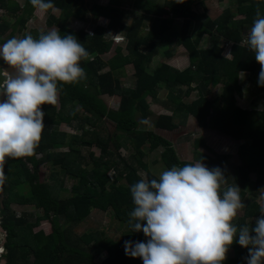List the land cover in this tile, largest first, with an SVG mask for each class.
Instances as JSON below:
<instances>
[{
    "label": "trees",
    "instance_id": "trees-1",
    "mask_svg": "<svg viewBox=\"0 0 264 264\" xmlns=\"http://www.w3.org/2000/svg\"><path fill=\"white\" fill-rule=\"evenodd\" d=\"M235 2V11L226 7L216 18L211 19L200 11V7H204V0H165L163 5H159L156 0H136L142 13L129 25L122 21L124 12L118 0L108 5L96 3L91 12L108 21L107 27L96 26L91 35L85 30L74 31L66 26L71 16L85 18L86 10L82 7L84 0H53L55 7L61 8L62 12L59 18H55L49 10L48 23H58L57 31L61 36L74 35L90 54L96 53V56L81 61L86 79L78 83L58 82L59 108L57 103L41 106L45 112V128L36 154L22 158L6 157L4 173L7 179L0 186L4 208L2 226L7 232V253L3 257L5 264H21L20 259L25 264H143L141 257L125 253V241L147 243L149 239L142 231H133L127 223L128 213L135 207L130 187L143 179L141 171L147 174L148 180L159 179L144 161L147 154L145 146H148V151L163 147L161 160L168 169L193 164V161L179 157L171 140L155 132L156 127L174 130L185 125L189 115L196 117L200 127L218 131L237 142L249 141V144L238 147L239 162L232 165L226 163L227 155L217 154L210 149L202 136L195 138L194 158L206 164L209 169L217 166L225 169L227 184L222 185L221 196L229 185L239 186L241 199L246 196L247 188L252 197L264 191V110L241 109L235 98L241 95L240 73H247L248 79L264 93V87L258 84L261 65L246 45L241 46L247 34L243 30L246 26L249 30L252 27L257 8L264 14V0ZM0 6L13 13L22 10L18 22L23 26L34 12L30 0H26L23 7L15 1L9 3L8 0H0ZM238 13L243 17L235 19ZM178 17L183 18L179 41L188 51L190 65L180 70L162 62L153 71H149L158 43L169 39ZM148 21V31L142 33ZM192 21L201 23L195 38L189 35ZM11 26L7 20H1L0 34ZM108 30L125 31L128 53H121L122 48L118 46L116 54L107 60L110 70L101 73L106 63L101 55L109 52L114 43L113 39L107 37ZM213 31L231 42L230 58L222 54L223 48L217 44L208 48L199 47L202 36ZM29 34L35 38L40 33ZM127 63H132L135 69L136 86L133 89L124 88L115 74L116 70ZM161 82L169 89L168 101L173 113L158 115L155 125L148 128L145 118L151 112L146 98L148 95L157 96ZM216 84L222 85L221 92L210 98L211 87ZM183 86L187 87L184 91ZM192 90L198 91L197 98L190 102L184 101L183 95ZM104 94L120 95L119 108H110L102 97ZM79 108L87 114L80 115ZM104 117L115 123L114 132L107 130L102 122ZM61 123L72 125L82 132L71 134L67 143L68 133L59 128ZM95 143L101 146V155L95 156L91 152L89 158L93 160V167L88 168L89 163L86 162L89 159L78 146H92ZM64 145H68L69 149L59 151L58 147ZM121 147H126L130 153L127 156L121 155ZM199 147H203L211 156L202 153ZM49 162L53 169L47 171L42 180L40 167ZM57 166L65 170L64 175L56 170ZM112 168L115 169V180H121L117 184L109 183L108 173ZM67 174L76 176L79 181L72 185V195L63 198L61 192ZM251 174L255 175L254 181L250 180ZM15 202L35 206L41 210V214L36 213L34 216V213L22 212L17 216L11 207ZM259 207L255 202H246L235 224L238 227L246 225L250 229L254 228L256 224H249L247 219L259 218ZM93 208L102 211L112 209L115 217L125 223L129 231L114 243L105 241L100 231L84 232L80 240L86 248H91L90 251L80 244L69 242L63 223L78 224L90 215ZM43 219L48 221L42 223ZM236 240L238 236L229 246L232 256L227 257L223 264H247L245 257L248 256V249L240 246ZM100 250L105 251L106 256L97 262ZM29 255L33 257L30 262L26 261Z\"/></svg>",
    "mask_w": 264,
    "mask_h": 264
},
{
    "label": "clouds",
    "instance_id": "clouds-1",
    "mask_svg": "<svg viewBox=\"0 0 264 264\" xmlns=\"http://www.w3.org/2000/svg\"><path fill=\"white\" fill-rule=\"evenodd\" d=\"M40 13L55 11L53 0H30ZM261 65L258 84L264 87V14L256 10L252 27L241 41ZM0 58L14 69L0 72V186L6 181V157L36 154L45 128L42 105H55L58 82L86 79L82 60L90 53L72 34L56 29L13 37L0 45ZM227 184L225 169H209L203 162L172 166L159 179H141L130 187L134 209L127 223L143 232L147 243L125 241V253L143 264H223L229 246L248 249L247 264H264V204L256 226L238 227L234 220L245 207L238 185ZM146 223H143L145 222ZM252 233H255L253 235Z\"/></svg>",
    "mask_w": 264,
    "mask_h": 264
},
{
    "label": "rangeland",
    "instance_id": "rangeland-1",
    "mask_svg": "<svg viewBox=\"0 0 264 264\" xmlns=\"http://www.w3.org/2000/svg\"><path fill=\"white\" fill-rule=\"evenodd\" d=\"M19 3L22 5L25 4L26 0H18ZM205 4L208 5L210 8V10L206 11V14L211 15H215V9H222L226 8V7H230L232 11H235L236 9V5L237 2H235L236 0H222L221 2L219 0H204ZM90 3L91 1H84V7H90ZM5 10H0V14H2ZM35 12V11H34ZM52 15L54 16H59L60 15V10L55 7V11L51 10ZM4 15V14H3ZM33 17V16H32ZM243 15L238 13L235 15V19L238 18H242ZM49 18L48 12L45 13V15L43 16V18H41V20L39 21V19L37 18V16H34V22L30 21L29 24L31 27H38L39 29L42 27H45L46 25V21ZM37 19V20H36ZM36 20V21H35ZM74 20V19H73ZM130 18L127 19V21L129 22ZM29 21V20H28ZM36 22V23H35ZM88 23V22H87ZM86 22H77V27L78 28H86V32L87 31H92L93 32V28L91 27V24L88 25ZM107 25V22H105ZM94 26V25H93ZM148 28V27H147ZM245 28L247 30H245ZM243 32L244 33H248L249 28L245 27ZM48 29H56L57 27L55 25H53L51 28ZM146 31H148L147 29H145ZM49 31V30H48ZM112 32V31H111ZM181 32V27L179 26V28L176 31V34H180ZM144 33V32H142ZM122 35L125 37L126 34H123V32H112V35ZM111 35V37H112ZM245 37V36H244ZM213 37H211L210 39L213 41ZM121 42H127V38L125 37V40L121 41ZM120 42V43H121ZM224 44L223 47L225 48H229L230 44H226L224 41H222ZM114 46V44H113ZM112 46L111 51H109L107 54H104L103 56V60L106 61V63L104 64V67L100 70V72H107L110 70V66L107 63V60H109L110 57H112L115 53V51L113 52L114 47ZM122 48L121 53H123V46H120ZM126 52V51H125ZM127 53V52H126ZM226 53V51H225ZM224 54V53H222ZM227 54V53H226ZM228 55V54H227ZM134 68H127L128 71H130L133 76H134ZM115 74H118V71H115ZM248 75L247 73H240L239 74V84L241 86V95L240 97H238L236 95V99L239 101V103H244L247 102V105L249 107V103L252 102L254 104H257V110H264V94H262L258 88H256L252 82L247 79ZM1 79V78H0ZM135 79V77H134ZM123 84H127V85H131V76L130 79L126 78V80H122ZM222 89V85H215L211 87V90L209 92V97L213 98L214 96H216L218 94V92L220 93ZM197 92V91H196ZM196 92H193L192 94L186 95L184 97V100L186 102H190L192 101L193 98L196 97ZM117 96V95H116ZM114 95H109V94H104L102 95V97L106 100V103L108 104V106L110 108L113 109H117L121 103V96L118 95V97H116ZM151 95H148L146 99H148V102L150 103L151 106H149V110L151 112V114H149L145 120L146 122V126L147 123L154 126V122L157 118V116L160 114H171V110H167V108L165 106H158V105H154L153 101L150 100ZM1 99H3V97H0ZM161 99H165V94L160 95ZM239 98V99H238ZM241 98V99H240ZM5 99V97H4ZM57 108H59V101L57 102ZM79 110L81 111L80 115H85L87 114V112H85L84 110H81L79 108ZM42 111H44V109L42 108ZM81 117V116H80ZM103 124L106 126L107 130L109 132H114L115 131V123L111 120H109L108 118L104 117V120L102 121ZM88 127V126H87ZM61 130L66 131L68 133L67 136V143L70 141V135L71 134H76V133H81V129H75L72 125H69L67 123H61L60 127ZM155 131L159 134H161L162 136L166 137L167 139L171 140L172 143L176 146V150L178 152V155L181 159L184 160H189V161H193V163L197 162L198 160H196L194 158V149H195V143L194 140L195 138L202 136V138L205 141V144L212 149L215 153L217 154H223V155H227L228 159L226 160V163L235 165L239 162V158H238V154H237V149L240 145L242 144H249V141H234L231 138L219 133L218 131H214L212 129H207V128H203L200 127L198 125L197 119L193 118L192 115H190V118H188L187 123L185 125H180L179 127H177L174 130H169L166 128H160V127H156ZM109 146L112 148L111 144H109ZM81 150H82V154L87 157V160L89 159V161H87L86 163H89L88 168L93 167V160L90 157V153H94L95 156H100L101 155V146L97 145L96 143L92 146H78ZM59 151H63V150H68V145H64L61 147H58ZM57 149V150H58ZM145 151H148V146L144 147ZM199 150L202 151V153L211 156V154L209 152H207L206 150L203 149V147H199ZM163 151V147H159L156 148L155 150H153L150 154L149 157L147 159L148 161V166L150 168V170L156 174L157 176L160 175V173L164 170H167L168 168L165 166L164 162L161 160V152ZM119 152L121 153V155L123 156H127L130 151L126 148V147H121L119 149ZM83 167L85 166L82 165ZM87 166V165H86ZM206 166V164H205ZM56 170H60L62 172V174L64 175L65 170L62 169L61 167L57 166L55 167ZM53 169V165L51 162L46 163L44 165H42V167H40V177L43 180L44 178V174ZM115 169L112 168L110 170V172L108 173L109 175V183H119V179L115 180ZM141 174L143 176V179H147V174L144 171H141ZM65 182H64V189L61 192V197L65 198V197H69L72 195V185L76 182L79 181V178H76V176H71V175H65ZM250 178L252 181H254L255 176L254 175H250ZM125 181V180H122ZM17 189V187H16ZM248 189V188H247ZM247 194L244 197V199H241L244 204H246V202H255L257 203L259 206L261 204H264V191H259L256 196L252 197L249 194V189L247 190ZM21 191H24L21 189ZM11 207L13 209H15L14 211L16 212L17 216H20L22 212L27 211V213H34V216L36 213L41 214V210H37L35 208V206H29L27 204H21V203H13L11 205ZM0 211L4 212V208L1 207L0 205ZM242 215V210L240 209L238 211L237 217L235 218V220ZM2 217V216H1ZM33 217V216H32ZM32 219H35V217H33ZM234 220V223H235ZM256 220L257 218H252L251 220L247 219V222L249 224H256ZM48 220L47 219H43L42 223H46ZM62 221V220H61ZM64 226V230L67 233L68 236V240L69 242H71L73 245H77L80 244L83 248L90 250L91 248L87 247L86 245L80 240V235H82L84 232H89L91 230L93 231H100L101 232V236L105 241H110L112 243H114V241L119 240L121 238V236L129 231L128 226L123 223L122 221H120L119 219H117L115 217L114 211L112 209H108L107 211H102L100 209L97 208H93L91 210L90 215L86 218L83 219L82 221H80V223L78 224H72V223H63ZM3 242V240L1 241ZM103 250H100L99 252L101 253L99 256H97L96 261L100 262L102 261L105 256H106V252H102ZM98 252V253H99ZM3 253H6L5 250ZM3 256V254H1V257ZM232 256V250H229L227 253V257ZM28 262L33 260L32 255H29L27 258ZM1 260V258H0ZM21 264H25L26 262H24L22 259H20L19 261ZM0 264H3L2 261H0Z\"/></svg>",
    "mask_w": 264,
    "mask_h": 264
},
{
    "label": "crops",
    "instance_id": "crops-1",
    "mask_svg": "<svg viewBox=\"0 0 264 264\" xmlns=\"http://www.w3.org/2000/svg\"><path fill=\"white\" fill-rule=\"evenodd\" d=\"M8 1H9V3L15 1L21 7H23L25 5V4L24 5L23 4L21 5L18 0H8ZM84 1H86V3H87V1H91L90 7H88V8L87 7H84V5H82V7L86 10L85 18L71 16L67 20L66 26L69 29L74 30V31L86 30V28H84V27L83 28H78L77 27L78 26L77 25V22H81V21L86 22V23L88 22L87 23L88 25L91 24V27L90 28H93V33H94V30H95V27L96 26H99L100 25V26L107 27V25H106L105 22H107L108 19L105 18V17H102V16H96V15H94L91 12V8H92L93 4H96L97 3V4H100V5H108L113 0H84ZM114 1H117V0H114ZM156 1L158 2L159 5H163L165 3V0H156ZM118 2L120 3V8L124 12L123 13V19H122V21L125 24H127V25L131 24L132 20L134 18H137L142 13L141 8L136 4V0H118ZM78 5L80 6L81 4H78ZM209 8L210 7L208 5H206L205 4V1H204V7L201 6L200 7V11L201 12L203 11V12L207 13L206 11L210 10ZM58 9L60 10V15H61L62 10H61V8H58ZM0 10H5L2 14H0V22H1V20H7L12 25L11 28H9L6 32L0 34V39L3 40V42L0 43V45H2L3 43H5L8 39H11L13 37L22 38V37H24L25 34H29L31 32H34L36 34L37 33H41V32H46L47 33L48 30H51V29H48V28H51L53 25H55L57 27V24H58L56 22H52V24H49L48 23V19H47L45 27H42L40 29L38 27H31L30 24H29V22L32 21V20H33L32 22H34V19H33L34 16H37V18L40 21L41 18H43V16L45 15V13L37 12L34 9L35 12H33L30 16H28V19L25 22V25L23 26V25H21L18 22V19L21 16L22 10L21 11H17V13H13L10 10H8L7 8L2 7V6H0ZM222 11H223L222 9H215V15H211V16L209 14H207V15L211 19H214ZM48 15H50L49 12H48ZM60 15L59 16H55V18H59ZM168 16H170V15H168ZM128 18H130L129 22L127 21ZM182 24H183V18H180V17L176 18L175 21H174V24H173V28L171 29L172 31L169 34V39L166 40V41H162V42H159L158 43L157 53L153 56L152 61H151L150 65H149V67H148V70L149 71H153L162 62L163 63H166V64H169V65H171V66H173V67H175L177 69H180V70H183V69L187 68L190 65L191 62H190V57H189L188 51H187L186 47L179 41V38H180L179 37V34H176V31L179 28V26L182 28ZM200 24L201 23L199 21H192L191 26H190V29H189V35L192 36L193 38L196 37L197 32H198V29L200 28ZM149 26H150V21H148L146 23V27L143 29V32L144 33L146 32L145 29L148 30ZM245 30H247V29L245 28ZM111 31L112 32H116V31H113V30H108L107 37H109L110 39H112V37H111L112 32ZM11 32H12V35H11ZM118 32H123V34H125V31H123V30H118ZM213 36H214V38H213V41H212L210 38L213 37ZM125 37L127 38L126 35H125ZM222 41H224L226 44H230L231 45V42L230 41H228L224 37L220 36L216 31H213L210 34H204L202 36V40H201V42L199 44V47H201V48H208V47H210V46H212L214 44H217V45H219V46H221L223 48V51H222V53H224L223 55L225 57L230 58L231 57V55H230V46H229L228 49L227 48L224 49V47H223L224 45H222L224 43ZM113 44H114V46L113 45L112 46L115 49V50H113V52L116 51V48L118 46H123V54L126 55L128 53V49L126 48L127 42H121V43L120 42L119 43L114 42ZM111 49H112V47H111ZM225 51H226V53L228 55L225 53ZM107 53L108 52H106L104 54H107ZM104 54L101 55V58L102 59H103ZM94 56H96V53H91L90 54V59H93ZM127 68H134L133 67V64L132 63H127L123 68H121V69L118 70V74H116V76L119 78V80L121 82V85L124 88L133 89L136 86V77H135V74L133 76V74L130 71H128ZM4 69H8L9 72H14L15 71L14 69L9 68V66L2 60V58H0V72H2ZM133 70L135 72V69H133ZM130 76H131V83L132 84L131 85H127V84L124 85L123 82H122V80H126V78H129L130 79ZM134 77H135V79H134ZM0 78H1L0 80H2V77H0ZM247 79H248V77H247ZM193 85L195 86L196 83H193ZM217 85H219V84H217ZM186 88H187L186 86H183L182 87L183 91L186 90ZM214 88H215V86H214ZM196 91L197 90H192L191 93H189V94H192L193 92H196ZM260 92L262 94H264L262 91H260ZM163 94H165V99H161L160 98V95H163ZM189 94H186L185 93L183 95V100H184V97L186 95H189ZM113 95L114 96L117 95L116 97H118V94H113ZM168 95H169V89H168V87L165 85L164 82H161L159 84V90H158L157 96L156 97L150 96L151 97L150 100L153 101V104L154 105H158V106L162 105V106H165L167 108V110H169V111L171 110V114H172L173 113V110H172V108L170 106V101H168ZM197 96H198V91L196 92V97L193 98L192 100L196 99ZM237 96L240 97V95H237ZM147 102H148V99H147ZM236 102H237V106L240 107L241 109H244V110H251L253 108H256L257 109V107L254 106L252 102L249 103L250 104L249 107L247 105V102L239 103V101L237 99H236ZM148 104H149V106H151L149 102H148ZM168 115H170V114L168 113ZM188 118H190V115H189ZM193 118H196V117L193 116ZM147 125H148L147 126L148 128H150L152 126V125H150L148 123H147ZM151 152L152 151H147L146 152L147 154L144 156V161L147 162V163H148L147 159H148L149 154ZM251 175H254V174H251ZM250 180H251V178H250ZM27 205L32 206L30 204H27ZM25 212H27V211H25Z\"/></svg>",
    "mask_w": 264,
    "mask_h": 264
},
{
    "label": "built area",
    "instance_id": "built-area-1",
    "mask_svg": "<svg viewBox=\"0 0 264 264\" xmlns=\"http://www.w3.org/2000/svg\"><path fill=\"white\" fill-rule=\"evenodd\" d=\"M86 31V30H85ZM89 34L93 35V32L92 31H87ZM112 39L114 42H121L123 40H125V37L122 36V35H118V34H115V35H112ZM245 39V38H244ZM4 99V97H3ZM6 99V97H5ZM0 205L1 207L2 206V203H1V188H0ZM4 212L3 211H0V258L1 260L0 261H5L3 259V257L5 256V254L7 253V250L5 248V242H6V236H7V232L6 230L4 229V227L2 226V223H3V220H4ZM2 216V217H1ZM3 240V242H1ZM5 250L6 253H3ZM1 254H3V256L1 257ZM6 262V261H5Z\"/></svg>",
    "mask_w": 264,
    "mask_h": 264
},
{
    "label": "water",
    "instance_id": "water-1",
    "mask_svg": "<svg viewBox=\"0 0 264 264\" xmlns=\"http://www.w3.org/2000/svg\"><path fill=\"white\" fill-rule=\"evenodd\" d=\"M3 262V264H5V261H2Z\"/></svg>",
    "mask_w": 264,
    "mask_h": 264
}]
</instances>
